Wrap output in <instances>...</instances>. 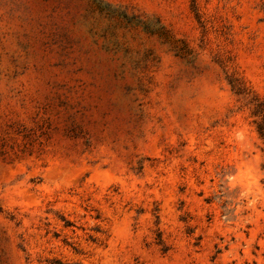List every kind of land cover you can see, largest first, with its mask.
Listing matches in <instances>:
<instances>
[{"label":"rangeland","instance_id":"rangeland-1","mask_svg":"<svg viewBox=\"0 0 264 264\" xmlns=\"http://www.w3.org/2000/svg\"><path fill=\"white\" fill-rule=\"evenodd\" d=\"M264 0H0V264H264Z\"/></svg>","mask_w":264,"mask_h":264},{"label":"trees","instance_id":"trees-1","mask_svg":"<svg viewBox=\"0 0 264 264\" xmlns=\"http://www.w3.org/2000/svg\"><path fill=\"white\" fill-rule=\"evenodd\" d=\"M253 114L259 117V120L255 122V125H256L257 133L264 144V110L258 107V109L254 111ZM263 153H264V148H263ZM261 169L264 172V163L262 164Z\"/></svg>","mask_w":264,"mask_h":264}]
</instances>
